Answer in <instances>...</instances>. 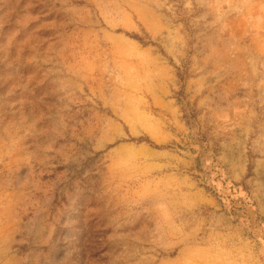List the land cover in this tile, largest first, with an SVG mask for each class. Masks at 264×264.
<instances>
[{"label": "rangeland", "instance_id": "374dc122", "mask_svg": "<svg viewBox=\"0 0 264 264\" xmlns=\"http://www.w3.org/2000/svg\"><path fill=\"white\" fill-rule=\"evenodd\" d=\"M0 264H264V0H0Z\"/></svg>", "mask_w": 264, "mask_h": 264}, {"label": "trees", "instance_id": "16d2710c", "mask_svg": "<svg viewBox=\"0 0 264 264\" xmlns=\"http://www.w3.org/2000/svg\"><path fill=\"white\" fill-rule=\"evenodd\" d=\"M145 139H139V141H144Z\"/></svg>", "mask_w": 264, "mask_h": 264}]
</instances>
